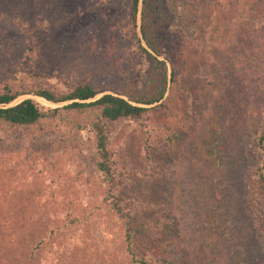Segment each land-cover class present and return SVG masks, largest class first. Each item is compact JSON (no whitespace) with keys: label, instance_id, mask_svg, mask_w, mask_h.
<instances>
[{"label":"rangeland","instance_id":"1","mask_svg":"<svg viewBox=\"0 0 264 264\" xmlns=\"http://www.w3.org/2000/svg\"><path fill=\"white\" fill-rule=\"evenodd\" d=\"M52 1L48 18L65 21L43 39L57 47L72 43V51L93 27L122 25L129 4V0ZM6 4L0 0V17L20 24L12 20L5 29L9 55L2 54L0 41V79L21 74L28 37L36 43L41 40L26 25L21 27L30 14L16 9L15 15H4L11 14ZM178 14L187 26V33H182L187 40L173 56L170 43L181 32L174 25L164 31L162 55L156 58L164 60L166 85L162 99L147 106L167 97L174 68L184 82L180 90L176 88L177 97L168 100L165 120L159 113L155 125L126 117L105 127L121 218L104 201L107 186L94 166L87 126L69 129L41 123L28 135L0 134V204L17 210L14 202L35 201L36 206L27 210L41 212L38 264H73V254L80 264H130L124 256V229L131 232L137 252L150 256L149 264H247L264 258V187L260 182L255 187L262 158L253 146L264 113V0H187ZM134 31L151 53L140 38L139 15ZM229 41L238 63L235 75L228 76L220 48ZM126 45L122 42V50ZM167 52L170 60L164 59ZM137 54L126 52L119 72L94 71V82L105 87L101 91L118 94L128 81L143 86L149 58ZM213 60L223 64L215 69ZM62 67L57 60L43 71L45 80L61 89L55 75ZM261 172L264 176V167ZM37 226L32 222L21 235L14 227L5 231L0 259L7 261L1 264L21 263L19 243L31 238Z\"/></svg>","mask_w":264,"mask_h":264},{"label":"trees","instance_id":"2","mask_svg":"<svg viewBox=\"0 0 264 264\" xmlns=\"http://www.w3.org/2000/svg\"><path fill=\"white\" fill-rule=\"evenodd\" d=\"M1 1L2 3H7L6 6L10 7L11 10V14L6 12L4 15H15L13 11L16 9H24L27 15L30 14L29 17L24 18L21 27L26 25L30 31L40 35L41 40L40 43H36L33 38L28 37L27 41L25 40V46H23L24 51L22 49L23 66L21 67L22 70H20L21 74L16 78L0 79V105H5L23 94H33L50 102L72 101L52 109L41 106L28 98L22 99L12 106H0V134L22 131L25 135H28L33 132L30 129L38 128L41 123L69 129L87 126L92 134L91 144L94 149V166L102 174L103 181H105L107 186V194L104 196V201H107L110 212L117 214L121 218L124 214L117 205V199L119 198L113 193L116 180L113 175L111 156L107 148L105 127L108 123H115L117 120L126 117L136 121H147L151 125H155L154 121L159 113H162V117H164L166 113L170 112L168 100L172 101L177 97L176 88L180 90L184 82L183 76L178 74L174 68L171 69L169 94L162 102L152 107L138 106L130 102L151 104L162 97L166 85L165 63L164 60H159L156 56L162 55L160 42L165 37L164 31L167 32L171 25H174L181 32L177 33L175 40L170 43L172 46L171 51L174 52L173 56L178 54L177 50L187 40V37H182V33H187V26L178 14V10L185 8L187 5V0H140V38L151 53L141 46L134 31L139 0H129L127 14L122 21V25L118 23L116 26L100 24L98 27H93L90 35L83 37V42L74 45L73 51L71 50V47H73L72 43H68V46L66 43L61 44L64 49L62 46L57 47L56 43L51 44L50 40L46 42L43 39L47 33H52L65 21L63 18L62 21L48 18V13L51 12L54 6L52 0ZM200 1L210 3L215 0ZM40 15H44L41 18V22L39 19ZM12 20L15 21L16 25L20 24L17 19L12 18ZM12 20L5 16L0 17V41L4 44L2 54L6 56L9 55L6 52L9 44L7 40L8 34L5 33V29L12 24ZM38 31L39 33L37 34L36 32ZM122 42L127 44L124 50H122ZM220 49L227 62L224 70H227L228 76L235 75L233 70L238 63L236 58H234L235 46L229 41ZM131 50L138 53L137 55L149 58V71L143 86L138 88L129 81L124 82L116 92L126 96V99L121 98L119 95L102 94L92 101H82L92 98L105 88H100L92 79L94 71L111 68L119 72L121 60L125 57L126 52L129 53ZM171 57L169 52L164 55V59L170 60ZM256 57L257 55H255L254 60ZM57 60L64 65L60 69L59 74L55 75L56 81L63 86L62 89L47 82L43 74L47 65ZM261 60L264 61V52L261 55ZM212 63L215 69H217V65L223 64L220 60L217 62L213 60ZM221 83L225 84L223 80H221ZM227 87L223 93L225 97H227ZM239 109L242 110L243 107L239 106ZM163 120H165V117ZM253 146L258 149L262 158L261 167L256 173L255 187L259 182L264 187V176L261 172L264 167V113L261 116ZM27 197L25 196V198ZM25 201L26 203L22 204L14 202L18 206L17 210L1 206L0 204V238H2L5 231L7 232L13 227L14 229L17 228L18 234L21 235L30 227L32 222L35 225L38 224L33 236L22 239L19 243V254L21 256V263L19 264H38L41 262L42 245L40 234L41 212L28 211L27 207L29 205L36 206L35 201L33 199H25ZM36 201L39 203L37 199ZM119 204L122 207L120 202ZM28 221L31 223L27 224ZM124 230L126 233L123 240V250L126 260L130 264H149L150 256L137 252L131 232L127 229ZM15 242L16 239L13 238L10 242L11 250ZM67 246L69 247V245ZM3 253L7 254L6 252ZM64 253L67 254L66 252ZM73 258L75 261L73 264H80L74 254ZM3 261H7V259H0V264ZM247 264H264V258L260 257L259 260L255 261L250 260Z\"/></svg>","mask_w":264,"mask_h":264},{"label":"water","instance_id":"3","mask_svg":"<svg viewBox=\"0 0 264 264\" xmlns=\"http://www.w3.org/2000/svg\"><path fill=\"white\" fill-rule=\"evenodd\" d=\"M139 9H140V0H139V2H138V7H137V14H136V18H137V20H138V15H139ZM138 35H139V34H138ZM142 45H144V44L142 43ZM166 68H167V73H169V66H168V64L166 65ZM102 94H113V95H119V94H116V93L111 92V91H101V92L97 93L96 95H94L92 98H89V99H86V100H82V101H84V102L92 101V100L98 98V97H99L100 95H102ZM119 96H120L121 98H123V99H126V97H124L123 95H119ZM163 97H164V95H163ZM26 98L42 101V102H44L45 104H47V105H49V106H51V107H54V108H56V107H61V106L65 105V104H68V103H70V102L72 101V100H66V101H62V102H50V101H47V100L43 99L42 97H39V96H36V95H23V96L20 97V98H15L14 100L10 101L9 103H6L5 105H0V106H1V107L12 106V105L16 104L17 102H19L20 100H22V99H26ZM161 99H162V98H160L158 101H160ZM130 103H131V104H134V105H138V106L147 107V106H151V105H153V104L156 103V102H153V103H151V104H137V103H134V102L131 101Z\"/></svg>","mask_w":264,"mask_h":264}]
</instances>
